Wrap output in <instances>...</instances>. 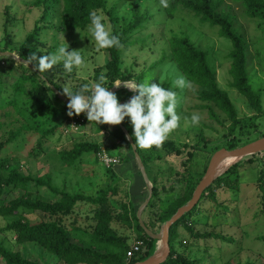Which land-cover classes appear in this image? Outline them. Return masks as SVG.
Here are the masks:
<instances>
[{"label":"trees","instance_id":"trees-1","mask_svg":"<svg viewBox=\"0 0 264 264\" xmlns=\"http://www.w3.org/2000/svg\"><path fill=\"white\" fill-rule=\"evenodd\" d=\"M150 1L159 5H157L158 12L164 18L176 17L177 12L181 10L218 28V34L231 44L228 52L230 59L229 85L244 97L247 105L253 110V114L244 118L245 120L238 115L227 92L217 84L216 71L209 62L208 49L197 46L188 35L169 37L170 57L185 79L194 87L200 106L208 111L210 118L222 126H224V122H228V124L225 125L226 131L223 133L224 143L220 146L213 145L210 149H206L208 142L200 136H197L191 144L185 141L176 142L168 138L160 149L154 147L150 150L136 148L145 170L147 171V167L150 169V173L147 172V174L151 176L149 181L152 188L151 196L141 210L140 217L146 228L156 233L176 209L190 199L196 184L205 171L210 155L215 150L221 147L231 149L245 144L247 141L239 142L244 135L250 133L247 128L252 127L254 131L256 130L259 134L258 137L264 136V131L258 129L259 126L255 123V119H259L262 115V107L260 89L252 87L246 68L248 44L235 27L233 16L222 7L223 0H168L167 8H162L159 0ZM240 2L244 14L250 19L258 20L259 29L264 35V0H240ZM33 3L40 9V15L34 21L32 29L19 42L15 51L27 61L31 60L29 62L31 67L8 55H0V74L4 73V70L6 76L11 75L14 70L17 72L14 80L9 84L10 97H0V131L5 127V122L8 119L18 121V125L9 130L6 137H1L0 149L13 141L24 138L22 136L26 133L37 132L35 147L41 150V142L53 135L58 127H70L71 120L86 119L84 113L69 117L66 103L50 87L52 85L67 98L63 93V87H66V83L74 79V72L65 73L62 63H57L47 72L38 73L33 68L36 60L31 57L33 53H36L37 57L42 56L41 49L47 45L39 38L42 30L46 34H58L70 32L76 28L83 29L89 23V13L104 10L106 0H35ZM53 9L56 12L54 20H52ZM106 12L110 19L112 32L118 35L121 47L102 50L106 54V61L101 67L93 70L90 84L94 83L101 74L107 77L108 89L112 86L113 81L143 83V72L134 75L131 71L121 67V50L128 42L129 35L141 27V23L148 17L149 12L147 10L141 12L138 7L133 6L131 18L124 20L119 27L116 26L117 18L113 16V9L109 8ZM9 23L10 18L6 16L4 29L8 27ZM6 38L9 43L8 34ZM52 47V50H55V46L49 48ZM0 51L14 52L8 48H0ZM81 84L83 83L79 82L71 86L70 89L75 91ZM161 86L169 88L167 85ZM114 93L117 95L118 102L125 103L131 91L122 88ZM215 110L219 111L222 118ZM14 116L15 118H13ZM40 116L48 121L38 124L36 120ZM121 123L122 125L125 123L127 128L130 125L127 117ZM99 129L106 130L119 140L116 144L110 142L107 145L108 148L112 149L123 145L131 150L120 126L114 125L112 129ZM128 133L134 143V137L129 131ZM99 150L98 143L75 142L71 149L59 150L57 160L65 166H72L82 153L98 152ZM152 151L154 155H152ZM199 152L204 154L205 161L203 160L200 169L194 170L192 163ZM183 155L185 159H181L182 169H180L176 167V161L179 156ZM256 155L246 156L227 167L206 187L197 204L170 225L168 230L169 255L160 264H200L198 258L190 256L187 251L189 246H197L199 240L206 238L232 241V237L225 235L223 231L214 230L217 218L212 222L208 220L210 216L214 218L216 213H222L229 207V202L236 201L235 192L239 190V171L242 162L246 163L257 159ZM131 156L133 158L132 151ZM160 161H163L162 164H159ZM138 173L140 174L139 171ZM263 176L262 170L259 169L255 183L261 211L264 213ZM48 178L47 176H31L29 173L21 172L19 168L11 167L8 157L0 161V217L6 220L0 230L14 233L16 243H32L39 247L43 255L54 256L61 264H132L144 260L155 251L156 240L147 236L138 223L136 217L138 207L129 203L122 204L121 210H117V206L110 198L116 189L110 190L113 191L110 196L107 195L108 189L95 195H87L82 192L71 193L53 186ZM31 186L36 187L35 190H38L39 187L47 189L51 196L58 195L59 197L52 201L36 197L30 192ZM16 187L24 190L21 196L13 199L1 198L5 188L11 190ZM177 188H179L178 191H176ZM221 192L227 193L228 196L231 194V196L220 200L218 195ZM115 201L119 202L116 199ZM80 202L88 203L92 207L94 223L83 231L78 227L71 228L75 233L79 231L76 234V239H72L70 231L63 222L75 213L74 208ZM208 202L215 203L214 211L210 214L207 212L200 215V209ZM35 212L46 214L47 219L41 218L36 222H31L25 216L27 213ZM114 220L119 221L120 228L130 230V233L133 232L134 240H141L143 243L141 248L130 257L126 256V251L130 247L131 234L120 232L118 228L112 227L111 224ZM198 225L204 228H199ZM207 227H211V229L207 231ZM179 234H181L180 238ZM185 236L186 238H184ZM0 258L4 264H51L44 261H31L25 258L21 251L10 250L1 242ZM244 264H250V262L247 261Z\"/></svg>","mask_w":264,"mask_h":264},{"label":"rangeland","instance_id":"rangeland-1","mask_svg":"<svg viewBox=\"0 0 264 264\" xmlns=\"http://www.w3.org/2000/svg\"><path fill=\"white\" fill-rule=\"evenodd\" d=\"M34 1L0 0L1 49L8 48L15 52L19 42L32 29L34 21L40 15V9L34 5ZM157 5V3H152L150 0H106L105 9L96 12H103L107 23L111 26L106 11L109 8L113 9V16L117 18V27L124 20L131 18L133 6L138 7L141 12L146 10L149 12L148 17L141 23V27L137 28L136 31H132L128 37V42L122 47L121 67L131 71L134 75L143 72V83L146 81L150 83L155 82L160 85H167L169 88L176 90L175 92H177L179 101L176 111L180 116V121L178 127L170 133V139L176 142L185 141L191 144L197 136H200L208 142L206 143V149H210L213 145L220 146L225 141L223 133L226 131L225 125L228 122H224V126H222L210 118L208 111L200 106V101L192 84L190 88L177 89L174 87L173 80L178 75L183 76V74L178 70L170 57L168 39L173 35H188L190 40L197 46L208 49L209 62L216 71L218 86L227 92L237 109L238 115L245 120L244 118L253 114V110L247 105L244 97L229 85L230 75L228 68L230 59L228 52L231 44L227 39L218 34V28L216 26L201 21L199 17L180 10L177 12L176 17L164 18L158 12L157 7L159 5ZM222 7L233 16L235 27L243 35L248 44L246 68L252 87L260 89L261 117L263 116L262 118L260 117L261 119H255V123L259 126L258 129L264 131V35L259 29L258 20L250 19L244 14L240 0H223ZM52 11V20H54L56 12L55 9ZM6 16H9L10 23L4 29ZM41 32L39 38L47 44L41 49V55L53 53L58 46L64 44L70 50L79 51L85 61L82 67L73 69L75 77L66 83V87L70 88L79 82L90 84L93 70L104 64L106 54L102 50L97 51L95 49V42L87 37L86 27L83 29L76 28L70 32H60L58 34H46L43 30ZM7 34L10 37L9 43H7ZM48 45L55 46V50H52L53 47L49 48L50 46ZM16 75L17 72L15 70L9 76H6L5 70L4 73L2 72L0 74L1 98L10 97L11 91L9 84L14 80ZM215 112L222 118L218 110H215ZM192 113H197L201 117L199 123L196 125L191 123L190 117ZM185 117H188V119L185 120ZM2 119L5 120L6 118ZM10 120L8 119L5 122V127L0 131V139L1 137H6L7 132L15 128V125H18V121ZM80 120L82 121L77 128L71 125L70 127H58V130L53 135L48 136V139L46 138L41 142V150L35 147L38 133H26L22 136L24 138L13 141L0 149V161L8 157L11 167L19 168L21 172L29 173L31 176H47L53 186L71 193L82 192L87 195H95L101 193L104 189H108L107 195L110 196L113 192L110 190L116 189V192H113L110 198H112L111 200L119 211L121 210L122 204H132L130 200L132 197L135 204H140L147 196L146 186L142 190V177L138 174L133 177L130 174L129 168L120 171V176H117L119 173L115 170L120 162H122L120 164L121 167H128L123 161L126 157L125 154L131 160L134 159L131 156V150L123 145L113 147L112 149L108 148L107 145L110 142L116 144L119 140L114 138L106 130L99 129H112L114 125L106 123L96 124L95 122H89L87 119ZM47 121L48 119L42 118L41 116L36 120L38 124H44ZM123 126L127 128L125 123ZM128 126L127 129L131 134V125ZM247 130L250 133L244 135L239 143L249 142L258 137V132L256 130L254 131L252 127L247 128ZM125 138L127 139L126 136ZM82 141L98 143L100 150L98 152L90 151L82 153L72 166H65L57 160V152L59 150H69L75 142ZM102 151L114 157L115 161L113 163H105L101 158ZM184 157V155L178 157L176 161L177 168L182 169L180 162L185 159ZM203 157L204 154L202 152L196 155L192 163L194 170L201 168L204 160ZM256 158L246 163L242 162L239 171V190L235 192L237 195L236 201L229 202V207L222 213L218 210L219 213H216L214 218L210 216L208 220L212 222L217 218L218 220L215 223L216 228L214 230L223 231L225 235L232 237V241L206 238L199 240V245L189 246L187 248L190 256L192 258H198L200 264H244L247 261L250 264H264V213L261 211L255 183L259 169L264 174V156L258 154ZM170 161L173 163L172 159ZM162 162L160 161L159 164H162ZM149 171L150 169L147 167L146 173ZM34 188L36 187L31 186L30 192L36 197L51 201L59 197L58 195L51 196L47 189L39 187L38 190H35ZM136 188L141 191L137 194L139 196L134 195ZM178 190L179 188L176 191ZM23 193L24 190L22 188L16 187L11 190L5 188L1 198L13 199L21 196ZM219 194L220 200L231 196V194L228 196L224 192ZM115 199L119 200V202L115 201ZM203 206L199 211L200 215L207 212L210 214L214 211L215 203L208 202ZM91 209L92 207L88 203L80 202L74 208L75 213L64 220L63 223L70 231L72 239H76V234L79 231L75 233L71 228L78 227L83 231L94 223ZM25 216L31 222H36L41 218L47 219L46 214L39 212L27 213ZM5 223L6 220L0 217V228ZM118 223V220H114L111 225L115 229L118 228L120 232H127L124 228H120ZM197 227L204 228L201 225ZM210 229L211 227L206 228L207 231ZM131 237L133 238L132 234L130 235L129 243L132 242ZM180 237L181 234H179ZM0 242L10 250L21 251L23 256L31 261L61 264L57 261L56 257L43 255L39 247L32 243H16L15 235L11 231L0 230ZM159 246L160 241L157 240L155 250ZM176 246L178 245L176 244ZM0 264H4L1 258Z\"/></svg>","mask_w":264,"mask_h":264},{"label":"clouds","instance_id":"clouds-1","mask_svg":"<svg viewBox=\"0 0 264 264\" xmlns=\"http://www.w3.org/2000/svg\"><path fill=\"white\" fill-rule=\"evenodd\" d=\"M159 4L162 8H167L168 0H159ZM86 30L87 37L95 42L94 47L97 51L121 47L118 35L113 34L103 12L89 13ZM31 59L36 60V63L32 64L33 68L41 74L57 63H62L65 73H72L74 68H80L85 63L79 51L70 50L64 44L58 46L53 53L39 57L33 53ZM121 82L135 93L125 103L118 102L117 95L108 89V80L104 74H101L94 83L81 84L75 91L63 87V93L68 98L67 115L71 117L84 113L89 122L109 125H118L127 117L132 127L134 148L160 149L170 133L179 125L180 116L176 111L179 104L177 92L149 81L139 84L113 81L111 84L119 86ZM173 85L177 89L191 87V83L182 75L173 80ZM187 119L188 117H185V120ZM190 119L191 123L196 125L201 117L197 113H192Z\"/></svg>","mask_w":264,"mask_h":264},{"label":"water","instance_id":"water-1","mask_svg":"<svg viewBox=\"0 0 264 264\" xmlns=\"http://www.w3.org/2000/svg\"><path fill=\"white\" fill-rule=\"evenodd\" d=\"M0 55H8V56L12 57L13 59H15L16 61L21 62V63L31 67V64L29 63V61L20 57L16 52L0 51ZM128 82H133V81H128ZM50 87L57 94V96L67 104L68 99L65 98L62 95V93L59 90H57L55 87H53L52 85H50ZM122 88L128 89L127 87H125L123 85V82H121V84L119 86L112 85L109 90L112 92H116L118 90H121ZM128 90H130V89H128ZM134 94L135 93L133 91H131L130 96H128V98L126 99L125 102H127ZM118 126H120L121 130L123 131V133L125 134V136L128 139L131 151L133 153L135 163L138 167V170H139L140 175H141V177L145 183L146 190H147L146 198L143 200V202L139 205V207L136 210V217H137L138 223H139L140 227L143 229V231L147 234V236L155 239L156 241L158 240L161 242V244H160L161 250L159 253L155 250L152 253V255H150L149 257L145 258L144 260L134 262L132 264H160L167 259L168 255H169V251H170L169 243H168V230H169L170 225L173 222H175L177 219H179L184 213L190 211L197 204L202 192L206 189V187H208L212 183V181L227 168L226 167L222 171L218 170V165L223 158H233L235 160L232 163H234V162H236V161H238V160H240L246 156L264 152V136L258 137V138L251 140V141H249L243 145H240V146H237V147H234L231 149H226L224 147H221V148L215 150L211 154V156L208 160L207 166L205 168V171H204L203 175L201 176V178L199 179L198 183L196 184L190 199L185 204L181 205L180 207H178L176 209V211L170 216V218L168 220H166L161 225L160 230L158 232L153 233L149 229L146 228L144 222L142 221V219L140 217L141 210L147 204V202L151 196V191H152L151 183H150L149 178L147 176L143 162H142L138 152L136 151V148L133 147L134 143H133V140H132L131 136L129 135L127 129L122 125V123L118 124ZM232 163H230L229 166Z\"/></svg>","mask_w":264,"mask_h":264},{"label":"built area","instance_id":"built-area-1","mask_svg":"<svg viewBox=\"0 0 264 264\" xmlns=\"http://www.w3.org/2000/svg\"><path fill=\"white\" fill-rule=\"evenodd\" d=\"M82 120H79V121H75V120H71V122H70V125L72 126V127H78L79 126V123L81 122ZM260 154V156H264V153L263 152H261V153H259ZM101 158H102V160L106 163H113L114 161H115V158L114 157H112V156H110V155H108L105 151H102L101 152ZM262 179H263V181H264V176L262 177ZM143 245V243H142V241L141 240H132V242L130 243V247H129V249L126 251V256L127 257H130V256H132V254L135 252V251H137V250H139L140 248H141V246Z\"/></svg>","mask_w":264,"mask_h":264},{"label":"crops","instance_id":"crops-1","mask_svg":"<svg viewBox=\"0 0 264 264\" xmlns=\"http://www.w3.org/2000/svg\"><path fill=\"white\" fill-rule=\"evenodd\" d=\"M127 150V149H126ZM126 155V157H125V160L123 161L124 163H126V165L128 166V167H121L120 166V164H122V162H120L119 163V166L115 169V170H117L118 172L117 173H119V175H117V176H120L121 175V173H120V171H122V170H124V169H128L129 168V171H130V174H132L133 175V177H135L137 174L139 175V176H141L139 173H138V170H137V165H136V163H135V160L133 159V160H131L128 156H127V154H125ZM120 160H121V158H120ZM133 161H134V163H133ZM116 166V165H115ZM133 167H135L136 168V172H135V168H133ZM133 172H135L134 174H133ZM147 176H148V178H150L151 176L149 175V174H147ZM141 178V177H140ZM142 180V179H141ZM142 184H143V188H142V190L145 188V183H144V181L142 180ZM147 191V190H146ZM141 191L139 190V189H135L134 190V195H137L138 193H140ZM137 196H139V195H137ZM131 200V202H132V204L133 205H136L137 207H139L138 205H140L142 202H143V200H142V202L140 203V204H135V202H133V197H132V199H130ZM126 230V229H125ZM127 232H124V233H129V234H132V236H133V238L131 237V240H134V234H133V232H131L130 233V230L128 231V230H126Z\"/></svg>","mask_w":264,"mask_h":264},{"label":"bare ground","instance_id":"bare-ground-1","mask_svg":"<svg viewBox=\"0 0 264 264\" xmlns=\"http://www.w3.org/2000/svg\"><path fill=\"white\" fill-rule=\"evenodd\" d=\"M234 160H235V159H233V158H223V159L220 161L219 165H218V170H219V171L224 170V169H225L226 167H228L229 164L232 163ZM160 244H161V242H160ZM160 250H161V247L159 246V248H158L156 251L159 253Z\"/></svg>","mask_w":264,"mask_h":264}]
</instances>
